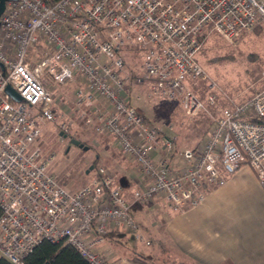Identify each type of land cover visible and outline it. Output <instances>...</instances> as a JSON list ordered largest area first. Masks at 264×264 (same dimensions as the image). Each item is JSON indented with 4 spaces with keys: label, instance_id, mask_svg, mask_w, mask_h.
<instances>
[{
    "label": "built area",
    "instance_id": "built-area-1",
    "mask_svg": "<svg viewBox=\"0 0 264 264\" xmlns=\"http://www.w3.org/2000/svg\"><path fill=\"white\" fill-rule=\"evenodd\" d=\"M263 20L264 0H8L0 15V256L25 264L43 239L63 240L89 264H109L98 246L110 231L151 242L134 202L157 199L178 211L242 166L264 189V87L225 106L177 163L176 135L131 99L144 86L195 113L203 103L190 84L205 75L196 58L204 38L215 32L233 43ZM74 80L64 110L131 164V189L103 165L76 189L50 170L55 154L38 142L42 125H69L49 81Z\"/></svg>",
    "mask_w": 264,
    "mask_h": 264
},
{
    "label": "rangeland",
    "instance_id": "rangeland-1",
    "mask_svg": "<svg viewBox=\"0 0 264 264\" xmlns=\"http://www.w3.org/2000/svg\"><path fill=\"white\" fill-rule=\"evenodd\" d=\"M196 58L205 75L190 84L203 103L195 113L187 114L179 101L151 93L144 86H136L131 98L132 103L152 123L176 135L175 141L178 147H181L177 149L178 151L194 146L225 106L231 102L249 99L264 87V20L233 43L227 42L212 32L202 41ZM128 61L136 64L131 53L128 54ZM49 84L61 97L59 106L63 109L58 106L55 109L69 125L68 131L63 130L53 121H47L42 125L38 142L45 154H55L50 170L70 188L76 189L85 184L94 174V169L89 170L88 173L86 170L98 155L96 166L108 167L112 170L115 179H119L124 174L119 170L125 165L128 166L125 158L116 149L106 148L102 141H99L100 146L96 145L97 136L93 126L83 124L80 119L69 115L64 110L72 107L70 97L77 82L75 80L65 83L49 81ZM60 131L75 136L89 148L84 150L72 143L68 147V136L60 135ZM137 204L134 202L130 209L134 215L135 208L139 207ZM139 221L145 227L146 222ZM132 242L133 244L136 242L139 248L143 246L142 243L130 238L126 244L129 245Z\"/></svg>",
    "mask_w": 264,
    "mask_h": 264
},
{
    "label": "crops",
    "instance_id": "crops-1",
    "mask_svg": "<svg viewBox=\"0 0 264 264\" xmlns=\"http://www.w3.org/2000/svg\"><path fill=\"white\" fill-rule=\"evenodd\" d=\"M95 141L100 146L97 138ZM177 149L181 147L176 143L172 153L175 163L181 157ZM125 161L128 166L119 170L124 174L116 180L131 189L132 166ZM137 203L136 216L131 213L151 242L145 244L127 231H110L98 246L109 255V264H161L159 260L163 259L199 264H264V189L248 166L240 167L225 182L209 188L201 201L181 210L172 211L157 199ZM139 220L146 222L145 227ZM129 238L143 246L137 247L136 242L127 245Z\"/></svg>",
    "mask_w": 264,
    "mask_h": 264
},
{
    "label": "trees",
    "instance_id": "trees-1",
    "mask_svg": "<svg viewBox=\"0 0 264 264\" xmlns=\"http://www.w3.org/2000/svg\"><path fill=\"white\" fill-rule=\"evenodd\" d=\"M55 2L57 0H49ZM260 121L264 122V118H259ZM97 157L91 163L95 169V162L98 160ZM97 163V162H96ZM89 168V167H88ZM166 262V263H165ZM25 264H89L88 261L80 254V252L73 247L71 244L63 241H50L43 239L40 241L33 250L28 253L24 258ZM161 264H199L197 262L182 261L174 262L159 260ZM0 264H11V262L0 256Z\"/></svg>",
    "mask_w": 264,
    "mask_h": 264
},
{
    "label": "water",
    "instance_id": "water-1",
    "mask_svg": "<svg viewBox=\"0 0 264 264\" xmlns=\"http://www.w3.org/2000/svg\"><path fill=\"white\" fill-rule=\"evenodd\" d=\"M7 1L8 0H0V15L3 12V10H4ZM5 90L13 99H15L17 101L23 100V98L19 95V93L17 91H15L11 86L8 85ZM59 134L62 135V136H67V133H63L61 131H60ZM69 142L74 144V145H78V146L82 147L84 150H87L89 148L88 145L81 143L80 140L77 139V138H71L69 140ZM92 168H93V165L90 164V166L86 170V172H88Z\"/></svg>",
    "mask_w": 264,
    "mask_h": 264
},
{
    "label": "flooded vegetation",
    "instance_id": "flooded-vegetation-1",
    "mask_svg": "<svg viewBox=\"0 0 264 264\" xmlns=\"http://www.w3.org/2000/svg\"><path fill=\"white\" fill-rule=\"evenodd\" d=\"M67 136H68V142H69V140L71 139V138H75V136H73V135H70V134H67ZM80 142L81 143H83L81 140H80ZM71 144H70V142L68 143V147L70 146ZM78 146V145H77Z\"/></svg>",
    "mask_w": 264,
    "mask_h": 264
}]
</instances>
